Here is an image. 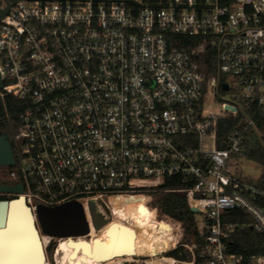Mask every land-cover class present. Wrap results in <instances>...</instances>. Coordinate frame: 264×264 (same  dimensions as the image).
<instances>
[{"label":"built area","instance_id":"obj_1","mask_svg":"<svg viewBox=\"0 0 264 264\" xmlns=\"http://www.w3.org/2000/svg\"><path fill=\"white\" fill-rule=\"evenodd\" d=\"M0 10V99L28 102L9 172L23 192L0 194L34 211L79 201L89 223L92 200L107 219L112 198L146 195L172 226L167 252L264 264L233 250L239 228L264 232V185L244 173L248 129L264 138V0H0ZM239 114L220 147L218 121ZM169 177L183 187L165 188ZM170 191L198 209L188 238L151 206ZM236 209L252 222L232 221Z\"/></svg>","mask_w":264,"mask_h":264},{"label":"bare ground","instance_id":"obj_2","mask_svg":"<svg viewBox=\"0 0 264 264\" xmlns=\"http://www.w3.org/2000/svg\"><path fill=\"white\" fill-rule=\"evenodd\" d=\"M139 196H145V203L147 202L148 198L146 195ZM139 196L122 199L120 197L112 198L110 203L111 214H109V217L100 228H96L91 222L88 236H90V234L107 233L114 229V232L112 233L113 249L116 253L134 254V256L137 254V251L142 255H150L151 253L164 250L168 245L171 246L173 231L172 226L167 222L161 221L157 217L161 222L170 226V237L165 229L158 228L145 221L137 223L132 226V230H130V219L128 218L126 220L120 216L119 211L120 208L123 207L122 202L137 201L135 198ZM85 206L87 207V204H85ZM124 207L127 209L128 215L131 210L136 211L140 208L135 204L126 205ZM149 208L153 209L152 207ZM142 210L141 207V211ZM86 211L90 219L91 215L87 208ZM33 219L34 216L31 214V210L25 206L24 197H22L21 200L12 203L7 227L5 229H0V264H47L43 242L51 241V237L46 234L40 235L38 233L37 235L33 229ZM88 236L62 237L63 239H66L64 241L67 242L65 247L64 244H62L59 249L57 247L56 252L58 251L59 253V264H104L105 262L101 257L103 254L96 250L97 244L95 247L90 244L87 245L86 242L89 241V239L86 237ZM169 241L171 242L170 244ZM40 242L45 258L41 252ZM166 259L167 260L164 258L157 259L147 264H192L191 262L176 260L171 256ZM108 264L110 263L108 262Z\"/></svg>","mask_w":264,"mask_h":264},{"label":"trees","instance_id":"obj_3","mask_svg":"<svg viewBox=\"0 0 264 264\" xmlns=\"http://www.w3.org/2000/svg\"><path fill=\"white\" fill-rule=\"evenodd\" d=\"M177 37L188 39V36ZM180 46L184 47L181 44ZM201 67L207 73H215L216 58L212 57L209 62V59H207L206 57L203 60ZM27 106L28 102H26L25 100H21L11 94L6 95L3 100L0 99V132L4 131L9 135V138L13 145L15 156L17 155L15 146L13 144L12 135L14 131L15 133L18 131L21 114L24 112ZM255 119L257 125L261 128H264V109L261 110V112L256 116ZM241 125L242 123L240 114L236 117L220 119L218 121L217 128V138L219 146L223 147L225 145L224 140L227 138V136L238 130ZM244 154L247 159L255 161L262 166L263 173L259 178V181L261 185H264V138L260 139V137L252 128H249L246 133ZM181 187H183L182 183L175 177H169L166 181L165 188ZM2 199H4V197L0 196V200ZM135 200L137 201L122 202L123 207H121L119 211L121 217L126 219L129 216L131 224H133L139 217H142V215L153 214L154 217L151 225L157 226L158 228H163L166 231H170V226L164 222H161L157 218L156 211L147 207V205L145 204V196L136 197ZM130 204H135L140 208L142 207L144 213L139 214L135 210H131L130 215H128L127 209L124 206ZM153 206L158 207L160 216L169 217L182 222L185 230V237L188 238L191 234L196 233L195 213H193L191 207L189 206L187 197L184 193L173 191L155 193ZM233 215L234 217L231 220L234 222H252L250 216L240 209L234 210ZM233 250L245 256L264 254V232H257L250 227L239 228L235 233ZM168 255L181 261L190 262L192 260L191 253L184 247H178L172 250Z\"/></svg>","mask_w":264,"mask_h":264},{"label":"water","instance_id":"obj_4","mask_svg":"<svg viewBox=\"0 0 264 264\" xmlns=\"http://www.w3.org/2000/svg\"><path fill=\"white\" fill-rule=\"evenodd\" d=\"M3 10H0V18L4 15ZM3 86V82L0 75V89ZM227 88V86H225ZM228 109H232L237 112V108L234 106H227ZM16 162L13 151V146L9 135L6 132H0V165L12 166ZM0 192H15L22 193L23 186L21 184L8 185L0 183ZM21 200L18 198H6L0 200V227L5 229L7 227L9 213L11 205L15 201ZM24 203L27 208L31 210V214L34 216L33 229L38 235L46 234L50 236L58 237H78L88 234L90 229V223L87 219L84 206L79 201H72L69 203L48 206L38 205L34 211L26 202ZM93 224L96 228H100L105 222L106 218L103 213L97 210L96 203L92 200L89 203ZM193 213H198L197 208H191ZM99 238L94 239V247ZM74 242H86V241H74ZM104 241H102L103 243ZM90 244L89 241L86 242ZM41 252L44 257V251L40 242ZM46 253V252H45ZM45 258V257H44Z\"/></svg>","mask_w":264,"mask_h":264},{"label":"rangeland","instance_id":"obj_5","mask_svg":"<svg viewBox=\"0 0 264 264\" xmlns=\"http://www.w3.org/2000/svg\"><path fill=\"white\" fill-rule=\"evenodd\" d=\"M214 108L219 110L220 109V106H215ZM14 134H15V131L13 132L12 140L15 143L14 144L15 145V151H16V155L18 156L19 154H18V150L16 148V145H17L16 143L17 142L14 141ZM245 162L247 164V167H246V170L244 171V173L246 175L250 176L253 180H259V178L261 177V175L263 173L262 166L259 165L257 162L252 161V160H249V159H246ZM10 170H11V167L10 166L0 165V182H8V183L12 182L10 180V176H9ZM154 199H155V195H154ZM151 206H153V203L151 204ZM136 212L139 213V214L144 213L143 210L141 211V208H139V210H136ZM153 217H154L153 214H150V215L149 214L148 215H142V217H139L137 219V221H135L133 224H131V220H130V222H129L130 223V230H132V228H131L132 226L136 225L137 223H139L141 221H145V222H147L149 224H152ZM128 218H129V216L126 218V220ZM113 232H114V229L110 230L107 233H103V234H90V236L86 237V238L89 239L91 246H94V239L95 238H99V240L96 243L97 244V247H96L97 249L96 250H98L100 253L103 254V261L105 262L104 264H108V262L110 264H122V263L123 264H133V263H140V258L141 257H146V262L149 263V262H152V261L157 260V259H163L164 258L165 260H167L166 258L169 257L168 254L170 252H167L168 249L170 248L169 245L166 246V248L164 250H162L160 252L151 253L150 255H142V254H139L138 251L136 252L137 254H135V256H134V254L129 255V254H119V253H116V251L113 249V242H112V233ZM169 232L170 231L167 230V234L170 237ZM102 241H104V242L102 243ZM170 241H171V238H170ZM170 241H169V244L171 243ZM62 242H64V239L63 238H60L59 239V244L62 243ZM105 252H106V255H105ZM48 254L50 256V260L52 262H54L55 260L53 259V255L55 254V252H53V254L51 255V252L48 250ZM176 260H178V259H176ZM54 263L59 264V262L57 261V259H56V262H54Z\"/></svg>","mask_w":264,"mask_h":264},{"label":"flooded vegetation","instance_id":"obj_6","mask_svg":"<svg viewBox=\"0 0 264 264\" xmlns=\"http://www.w3.org/2000/svg\"><path fill=\"white\" fill-rule=\"evenodd\" d=\"M15 141V140H14ZM12 143V142H11ZM13 144H15L14 142H13ZM13 146V145H12ZM15 146V145H14ZM10 180L12 181V179H11V177H10ZM0 183H2V184H8V185H12V182H10V183H8V182H0ZM0 196H3L4 197V199H6V198H11V196L10 195H8V194H0ZM0 229H2V227H0ZM64 240H66V239H64ZM66 242L67 241H64V242H62V243H60V245L58 246V243H59V237L58 236H56V237H54V238H52L51 239V241H44L43 242V245L45 246V252H46V254H45V257H46V262H47V264H57V263H54V262H56V259H57V261H58V251L56 252V250H57V247H58V249H59V247H61V245L62 244H64V247L66 246ZM63 247V248H64ZM48 250L51 252V255L53 254V252H55V254L53 255V259L55 260L54 262H52L51 260H50V256H49V254H48ZM102 257V260H103V256H101ZM123 264V263H122ZM133 264H147V262H146V257H141L140 258V263H133Z\"/></svg>","mask_w":264,"mask_h":264}]
</instances>
